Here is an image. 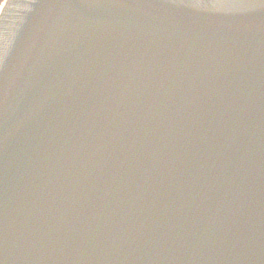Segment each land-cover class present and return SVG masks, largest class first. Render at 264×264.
I'll return each mask as SVG.
<instances>
[{"label": "water", "instance_id": "obj_1", "mask_svg": "<svg viewBox=\"0 0 264 264\" xmlns=\"http://www.w3.org/2000/svg\"><path fill=\"white\" fill-rule=\"evenodd\" d=\"M0 264H264V0H9Z\"/></svg>", "mask_w": 264, "mask_h": 264}, {"label": "flooded vegetation", "instance_id": "obj_2", "mask_svg": "<svg viewBox=\"0 0 264 264\" xmlns=\"http://www.w3.org/2000/svg\"><path fill=\"white\" fill-rule=\"evenodd\" d=\"M2 2H3V1H2V0H0V6H1Z\"/></svg>", "mask_w": 264, "mask_h": 264}]
</instances>
